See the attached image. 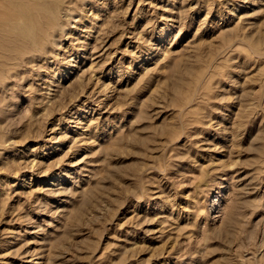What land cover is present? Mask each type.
<instances>
[{"label": "rangeland", "instance_id": "rangeland-1", "mask_svg": "<svg viewBox=\"0 0 264 264\" xmlns=\"http://www.w3.org/2000/svg\"><path fill=\"white\" fill-rule=\"evenodd\" d=\"M72 1L0 65V264H264V0Z\"/></svg>", "mask_w": 264, "mask_h": 264}, {"label": "bare ground", "instance_id": "bare-ground-1", "mask_svg": "<svg viewBox=\"0 0 264 264\" xmlns=\"http://www.w3.org/2000/svg\"><path fill=\"white\" fill-rule=\"evenodd\" d=\"M68 2H70V0H0V65L4 66L6 68V70H8V69L14 67V65L16 64V61L20 58L22 59L24 54L25 55L26 54H28V55L32 54V56L36 55V54L37 55L46 54L47 50L50 47L52 39L55 35L54 32L57 29L58 21H59V19H61V17L59 18L60 14L62 13L61 10H63L64 6H66L68 4ZM73 2L74 1L71 0V4ZM73 4H74L73 7H76L75 5L77 3L76 4L73 3ZM67 6L69 7V5H67ZM65 8H67V7H65ZM70 16H71V14H69V17ZM60 22H63V21L61 20ZM51 46L53 47V45H51ZM50 50L51 49H49L48 52H50L52 54L53 51L51 52ZM53 54L55 55V53H53ZM29 56L31 57V55H29ZM27 58H29V57H27ZM44 58H47V57L45 56ZM44 58H42V60ZM34 59H35V57H34ZM29 60H30V58H29ZM30 61H32V60H30ZM30 61H28V62H30ZM69 61H71V60L67 59V62L70 64ZM20 63H21V61H20ZM20 63H19V65H16V66L19 67ZM26 63H27V61H26ZM15 67L12 70H14ZM21 67L22 66H20V69H21ZM24 67H25V65H24ZM1 71H0V79L2 78L5 80V78H7L5 76L6 74L2 75ZM4 72L5 71H3V74H4ZM9 73H10V71H9ZM14 73H12V71H11V76H13ZM14 75H16V74H14ZM4 76H5V78H3ZM78 77H80V76H78ZM8 78H10V77L8 76ZM4 80H2V81H4ZM76 81L78 82V80H76ZM83 81H84V79H83ZM79 82H81V81H79ZM79 84L80 83H78V85ZM83 85H84V83H83ZM52 98H49V99H52ZM58 104H60V103H58ZM31 125H30V128L27 126L28 129H27L26 133H28V135H29V133H31L29 131V129L33 131V129H31ZM24 131H26V129ZM21 132L23 133V131H21ZM30 135L27 137H30ZM0 140L2 141V137L0 138ZM0 149H2V148L0 147ZM0 155H1V153H0ZM6 161H8V160H6ZM26 164H29V163L27 162ZM30 164H31V161H30ZM32 166H34V165H32ZM28 169H29V166H28ZM14 170H16V168Z\"/></svg>", "mask_w": 264, "mask_h": 264}]
</instances>
